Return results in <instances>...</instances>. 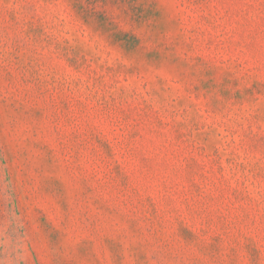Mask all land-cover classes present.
I'll use <instances>...</instances> for the list:
<instances>
[{
  "label": "rangeland",
  "instance_id": "374dc122",
  "mask_svg": "<svg viewBox=\"0 0 264 264\" xmlns=\"http://www.w3.org/2000/svg\"><path fill=\"white\" fill-rule=\"evenodd\" d=\"M0 264H264V0H0Z\"/></svg>",
  "mask_w": 264,
  "mask_h": 264
}]
</instances>
